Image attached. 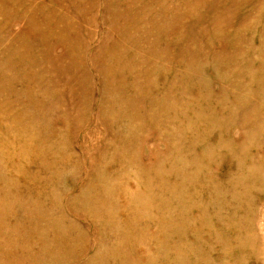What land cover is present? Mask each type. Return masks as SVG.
<instances>
[{"label":"rangeland","instance_id":"1","mask_svg":"<svg viewBox=\"0 0 264 264\" xmlns=\"http://www.w3.org/2000/svg\"><path fill=\"white\" fill-rule=\"evenodd\" d=\"M0 264H264V0H0Z\"/></svg>","mask_w":264,"mask_h":264}]
</instances>
